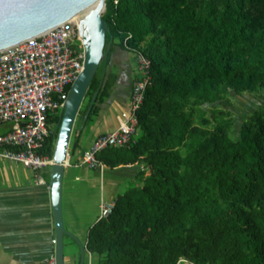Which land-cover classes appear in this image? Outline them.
Instances as JSON below:
<instances>
[{
	"label": "trees",
	"instance_id": "trees-1",
	"mask_svg": "<svg viewBox=\"0 0 264 264\" xmlns=\"http://www.w3.org/2000/svg\"><path fill=\"white\" fill-rule=\"evenodd\" d=\"M102 16L106 54L81 118L109 95L115 46L144 53L150 81L129 142L96 154L110 168L135 164L138 182L88 228L93 262L264 264V102L235 132L232 112L210 106L231 91L264 93V0H105ZM60 119L49 114L40 153L52 156Z\"/></svg>",
	"mask_w": 264,
	"mask_h": 264
},
{
	"label": "built area",
	"instance_id": "built-area-1",
	"mask_svg": "<svg viewBox=\"0 0 264 264\" xmlns=\"http://www.w3.org/2000/svg\"><path fill=\"white\" fill-rule=\"evenodd\" d=\"M78 21L79 18L70 17L0 49V126L4 128L0 131V157L31 168L38 184L46 183L43 169L52 160L38 151L53 131L49 114L60 113L66 87L82 69L83 45ZM126 48L133 53L138 72L132 82L130 106L120 112L116 128L98 134L83 150L81 160L92 168L106 166L97 158L98 151L107 146L126 145L136 132V111L150 81V59L136 48ZM113 206L114 199H100L98 217L108 215ZM85 251L86 264H95L86 247ZM39 264H56L53 252Z\"/></svg>",
	"mask_w": 264,
	"mask_h": 264
},
{
	"label": "crops",
	"instance_id": "crops-1",
	"mask_svg": "<svg viewBox=\"0 0 264 264\" xmlns=\"http://www.w3.org/2000/svg\"><path fill=\"white\" fill-rule=\"evenodd\" d=\"M132 58L134 59V55L129 49L114 47L109 68L115 69L117 76L109 95L99 103V109L91 119L84 121L81 118L76 127L75 122L73 125L72 142L76 143V147L69 152L64 168L63 215H66L69 225L66 228L78 237L84 248L88 228L98 215L86 213L87 209L84 214L77 209L75 198L89 193V188L94 186L98 176L102 178L107 174L111 179L106 182L108 185L105 195H102L103 186L99 201L102 198L114 199L119 193L118 183L124 178L125 182L136 179L135 164H120L114 168L106 165L100 169L89 167L81 160L83 150L91 144L95 136L116 128L120 112L130 106L129 96L134 79L132 61L135 62ZM48 173L44 168L46 183L38 184L34 182V171L31 168L0 157V264H39L53 252L54 218L49 187L50 172ZM94 201L97 207L99 203L96 199ZM78 210L83 213L82 216ZM84 258L86 264L88 255L85 254ZM90 258L93 262L92 254Z\"/></svg>",
	"mask_w": 264,
	"mask_h": 264
},
{
	"label": "water",
	"instance_id": "water-1",
	"mask_svg": "<svg viewBox=\"0 0 264 264\" xmlns=\"http://www.w3.org/2000/svg\"><path fill=\"white\" fill-rule=\"evenodd\" d=\"M85 8H89L88 12L78 21V30L83 45L82 69L71 82L63 102V108L59 113L61 119L50 164L49 187L55 239L53 254L56 264H65V234L73 236L77 241L80 250L79 264H84L85 248L83 244L64 225L62 187L64 168L68 161L67 152L76 115L98 64L106 54L104 44L109 26L102 16L105 0H0V49L42 32ZM111 43L112 36L110 35L108 46ZM97 93L98 88L91 96L85 115Z\"/></svg>",
	"mask_w": 264,
	"mask_h": 264
},
{
	"label": "rangeland",
	"instance_id": "rangeland-1",
	"mask_svg": "<svg viewBox=\"0 0 264 264\" xmlns=\"http://www.w3.org/2000/svg\"><path fill=\"white\" fill-rule=\"evenodd\" d=\"M104 10V9H103ZM78 20V19H77ZM118 39L115 38V42H117ZM132 60H134L132 58ZM133 63V74L134 77L137 75V68L136 65L134 64L135 62L132 61ZM110 66V64H109ZM264 102V93L262 91H258V92H244L241 94H236L233 91H231L228 94L227 99L224 100H220L217 103L211 104L210 106H215V104L226 108L228 110H230L234 116V126H233V131L235 132L240 123L242 122V120L244 119L245 115L254 110L255 108H257L261 103ZM88 103V95H84L82 102L80 104L79 109L82 111V109L85 107V105ZM80 111L77 113L76 115V119H75V127L77 126L78 122H80L81 120V116H80ZM3 130V128H1L0 126V131ZM74 132V130H73ZM73 132L71 134V138H70V143L72 142L73 139ZM45 169L50 172V165L45 166ZM49 174V173H48ZM46 174V176L48 175ZM106 176L102 178L100 176H98L97 178V182L95 184H93L94 186L91 185V187L89 188L90 191L89 193H83L82 196H79L77 198H75V203H76V208L80 209L81 211H83V213L85 214V211L87 209L88 212L86 213H90V214H95L98 215L99 214V205H97V207H95V201L94 199L97 200V203H99V198H100V193L103 192V186H104V194L102 193V195H105V191L107 189L108 183H106L108 180H111L109 177V175L105 174ZM50 176V175H49ZM66 178V175H65ZM138 182V179H134L132 181H126L125 182V178L123 179V181L121 180L120 183H118V192H122L123 190H125L127 187L134 185L135 183ZM105 184V185H104ZM102 185V187H101ZM80 210H78L80 212ZM82 212H80V216L83 215ZM63 221H64V225L65 227H68V223H67V219H66V215H63ZM87 255V253H86ZM79 259H80V250H79V246L77 241L73 238V236L69 235V234H65L64 235V260H65V264H79ZM182 264H186L185 262H183Z\"/></svg>",
	"mask_w": 264,
	"mask_h": 264
},
{
	"label": "bare ground",
	"instance_id": "bare-ground-1",
	"mask_svg": "<svg viewBox=\"0 0 264 264\" xmlns=\"http://www.w3.org/2000/svg\"><path fill=\"white\" fill-rule=\"evenodd\" d=\"M88 10H89V8H85V9L81 10L80 12L72 15L71 17H73L75 19L81 18L82 16H84L88 12ZM51 162H52V160H51Z\"/></svg>",
	"mask_w": 264,
	"mask_h": 264
}]
</instances>
